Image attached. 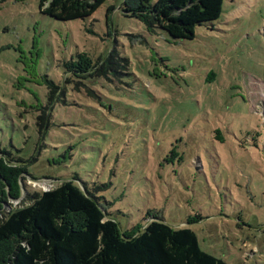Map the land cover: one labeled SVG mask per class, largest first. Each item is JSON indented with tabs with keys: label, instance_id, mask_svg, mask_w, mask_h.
Instances as JSON below:
<instances>
[{
	"label": "rangeland",
	"instance_id": "374dc122",
	"mask_svg": "<svg viewBox=\"0 0 264 264\" xmlns=\"http://www.w3.org/2000/svg\"><path fill=\"white\" fill-rule=\"evenodd\" d=\"M121 1L59 21L37 0H0V146L27 172L0 221L77 175L123 230L150 212L227 264H264V0H223L216 21L176 41ZM113 48L127 75L64 82L66 61Z\"/></svg>",
	"mask_w": 264,
	"mask_h": 264
},
{
	"label": "trees",
	"instance_id": "16d2710c",
	"mask_svg": "<svg viewBox=\"0 0 264 264\" xmlns=\"http://www.w3.org/2000/svg\"><path fill=\"white\" fill-rule=\"evenodd\" d=\"M37 2L42 14L70 21L91 16L104 0ZM222 5L223 0H122L118 9L139 20L147 32L161 29L176 41L192 39L197 26L216 21ZM114 8L109 7L107 13ZM129 64L115 48L96 61L78 53L64 63L71 75L64 82L73 77L119 78L128 74ZM46 85L50 102L58 86ZM36 124L41 133L43 112ZM175 154L172 149L170 155ZM20 163L0 146V210L22 194L20 179L27 172ZM52 181L55 186L29 194L26 205L8 211L0 221V264H227L202 250L189 227L171 226L147 212L145 224L123 230L77 175ZM197 219L200 216L187 222Z\"/></svg>",
	"mask_w": 264,
	"mask_h": 264
},
{
	"label": "water",
	"instance_id": "95a60500",
	"mask_svg": "<svg viewBox=\"0 0 264 264\" xmlns=\"http://www.w3.org/2000/svg\"><path fill=\"white\" fill-rule=\"evenodd\" d=\"M34 181H37V182H43L44 180L43 179H34Z\"/></svg>",
	"mask_w": 264,
	"mask_h": 264
},
{
	"label": "built area",
	"instance_id": "2783aa9c",
	"mask_svg": "<svg viewBox=\"0 0 264 264\" xmlns=\"http://www.w3.org/2000/svg\"><path fill=\"white\" fill-rule=\"evenodd\" d=\"M43 180H44L43 182L48 181V180H46V179H43Z\"/></svg>",
	"mask_w": 264,
	"mask_h": 264
}]
</instances>
